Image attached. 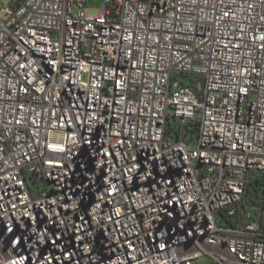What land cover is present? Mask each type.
Wrapping results in <instances>:
<instances>
[{
    "label": "built area",
    "instance_id": "built-area-1",
    "mask_svg": "<svg viewBox=\"0 0 264 264\" xmlns=\"http://www.w3.org/2000/svg\"><path fill=\"white\" fill-rule=\"evenodd\" d=\"M262 174L264 0L0 5V264H264Z\"/></svg>",
    "mask_w": 264,
    "mask_h": 264
},
{
    "label": "trees",
    "instance_id": "trees-1",
    "mask_svg": "<svg viewBox=\"0 0 264 264\" xmlns=\"http://www.w3.org/2000/svg\"><path fill=\"white\" fill-rule=\"evenodd\" d=\"M23 0H13L12 6H18ZM243 205L255 209L256 214L264 221V174L257 176L247 187ZM219 221L225 225H233L231 220L225 218L222 212Z\"/></svg>",
    "mask_w": 264,
    "mask_h": 264
},
{
    "label": "rangeland",
    "instance_id": "rangeland-1",
    "mask_svg": "<svg viewBox=\"0 0 264 264\" xmlns=\"http://www.w3.org/2000/svg\"><path fill=\"white\" fill-rule=\"evenodd\" d=\"M13 0H0L1 7H7ZM103 4V0H88V7L91 9H99ZM190 82V81H189ZM201 263H206V260H200Z\"/></svg>",
    "mask_w": 264,
    "mask_h": 264
}]
</instances>
